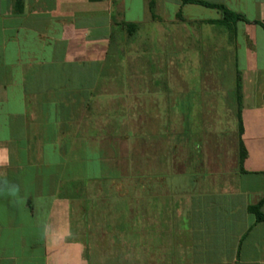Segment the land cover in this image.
Here are the masks:
<instances>
[{
  "label": "crops",
  "instance_id": "crops-1",
  "mask_svg": "<svg viewBox=\"0 0 264 264\" xmlns=\"http://www.w3.org/2000/svg\"><path fill=\"white\" fill-rule=\"evenodd\" d=\"M188 1L243 20L181 0H140L145 21L126 19L133 0H0V264H264L248 212L264 197V0ZM180 65L202 67L219 139L196 164L173 139L172 170L132 169L125 126L149 134L200 103ZM238 75L240 139L218 126L237 117Z\"/></svg>",
  "mask_w": 264,
  "mask_h": 264
},
{
  "label": "rangeland",
  "instance_id": "rangeland-1",
  "mask_svg": "<svg viewBox=\"0 0 264 264\" xmlns=\"http://www.w3.org/2000/svg\"><path fill=\"white\" fill-rule=\"evenodd\" d=\"M127 1L129 2V0ZM133 1L134 3L132 4V7L130 5V9H128V12L126 13V19H135L139 21L148 20L149 15L142 10L139 3L140 0ZM167 51L169 52V50ZM169 60L172 63V57L167 58V61ZM195 61H197V59ZM180 67L181 70L178 69V72L180 74H184V77L186 78L185 84L188 86L187 89H189V93L192 94L193 100L198 99L200 100V103H196V105L195 103L192 104V109H190V111H172L171 109V111L166 112V117L154 124V126L151 127V132H149V134L147 130H144V128L142 129L137 124H135V126H131L130 124L125 126L124 124L126 128V135L129 136L128 142L130 145V152H128V158H136L135 160H129L126 162V164H129L131 161H133L132 169L138 168L143 170H159L165 166L167 168L164 169L172 170L173 139H182L183 142H186V145L188 144L187 146L194 149L193 162L196 164L200 159L199 154L203 149L202 147L205 146L206 139H219L217 138V135L210 138L207 137L208 130L205 125L206 121L204 120V116L207 114V112L201 111V109L205 107V104H203L201 101L203 98V91H200L199 84H197L199 81L198 77L200 72H202V67H200V70L198 65H191L190 68H185L184 65H180ZM166 68H168V64H166ZM177 98L178 97L175 99ZM215 113L217 115H221L220 112ZM176 116H181L182 120L180 123L178 122ZM180 126L182 131L179 129ZM218 126L220 128L226 127L225 132H227V134H233L235 133V130L237 132L238 128L237 117L233 118V121H229V126L228 123L225 125L221 121L218 123ZM143 133H145V136H143ZM165 149L167 150L166 153L162 152ZM169 164L171 165L169 166ZM169 180L170 182L167 180L168 186L172 185V177H170ZM145 181L149 182L147 185L141 186L145 192H147L148 188L158 190L157 185H155V181H150L149 179H145ZM93 185L90 186V195H95L98 193L101 195H108L111 192L106 188H102V190L97 189L93 187ZM260 189L264 191V185H261ZM152 193L153 192H151V194ZM153 196L156 195L154 194Z\"/></svg>",
  "mask_w": 264,
  "mask_h": 264
},
{
  "label": "trees",
  "instance_id": "trees-1",
  "mask_svg": "<svg viewBox=\"0 0 264 264\" xmlns=\"http://www.w3.org/2000/svg\"><path fill=\"white\" fill-rule=\"evenodd\" d=\"M183 3H197L202 6L216 9L220 12L221 14V23L222 24H234L238 20H243L242 17L238 15H233L229 11H227L223 6H218V5H209L206 3L202 2H191L188 0H181ZM149 8L150 11L153 8V0H149ZM136 26L134 25H128V32L131 34L135 30ZM236 101H237V120H238V137L240 139L243 128H242V122H241V110H242V104H241V85H240V80H239V75L237 77V83H236ZM246 158V150L241 142L239 140V146H238V164H239V171L240 173H243V162ZM264 203V197H262L256 204L254 205H249L248 206V212L252 214L255 218V222L257 223H263L264 224V215L260 211V207Z\"/></svg>",
  "mask_w": 264,
  "mask_h": 264
}]
</instances>
